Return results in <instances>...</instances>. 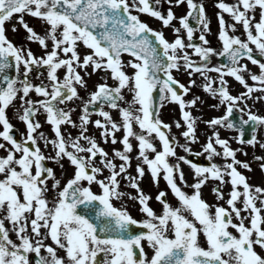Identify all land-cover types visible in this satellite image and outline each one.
Masks as SVG:
<instances>
[{"label": "snow or ice", "instance_id": "1", "mask_svg": "<svg viewBox=\"0 0 264 264\" xmlns=\"http://www.w3.org/2000/svg\"><path fill=\"white\" fill-rule=\"evenodd\" d=\"M164 2L170 5L165 12L158 7L161 0H0V149L5 150L0 156V264H30L29 253L35 254V264H264V187L248 183L237 165L249 171L251 165L236 155L237 151L247 153L232 148L229 139L222 138L219 132V128L235 129L237 143L252 147L259 143L264 149V142L258 141L256 135L257 129L264 127V115L251 111L252 105L248 104L249 100H264V95H252L255 90L264 93V62L254 55L255 50L264 57V0H235L231 4L218 0L219 50L211 47L206 38L211 31L210 21L202 3ZM182 3H186L187 11L177 17L171 5ZM133 9L160 20L163 27H171L173 40L166 39L162 30L151 28L133 14ZM222 13H227L232 22L226 23ZM25 14L47 25L43 34L29 26ZM14 15L26 30L27 40L42 47V55L37 56L24 45L17 46L7 37L5 22ZM190 18L197 21L195 28ZM174 19L179 26L172 24ZM237 25L242 27L244 39L235 34ZM15 30L13 24L12 31ZM197 30L199 44L194 42ZM81 44L90 51L79 52ZM123 53L134 59L122 61ZM213 55L227 62L212 65ZM244 58L258 66V73L241 63ZM33 66H46L47 83L32 82L29 74ZM125 66L134 71L125 72ZM13 67L15 75H10L8 70ZM89 67L91 73L100 70L107 75L83 99L77 86L87 85L77 69L90 75ZM60 68L65 69L62 78L57 74ZM174 70L185 71L189 77L198 74L203 78L204 91L219 100L213 107L225 106L223 115L204 121L213 131L196 155L206 154L207 166L177 155V146L191 153L189 144L198 140L196 119L185 109L200 98H182L196 81L190 79L189 86H185L175 78ZM212 72L217 75L212 77ZM244 72L256 83L250 85ZM109 75L115 81L113 85L106 82ZM226 76L234 78L246 91L231 94ZM124 89L131 93V99L125 100ZM157 90L161 106L168 100L179 105L185 124L181 132L184 143L172 135V125L160 118L159 107L153 101ZM31 92L42 98L32 99ZM74 99L82 101L78 124L72 119L74 109L67 106ZM9 108L26 126V135L21 139L13 135ZM112 109L118 110L119 120L113 119ZM234 110L241 113L238 123L230 119ZM41 112L52 137L37 131L42 126L35 117ZM93 112L103 119L90 120ZM90 123L100 129L104 143H117L115 133L122 129V149L113 148L110 157L96 138L87 134ZM63 125L79 131L73 136L67 128L62 129ZM248 125L251 136L245 138ZM175 126L181 127L180 122L175 121ZM133 140L135 174L128 171L132 167ZM38 141L44 147L51 145L52 153L45 155ZM98 155L97 161L94 158ZM169 157L176 159L170 162ZM214 157H221L223 164L215 163ZM117 158L121 163L114 162ZM65 159L72 167V175L61 187L54 169L45 162L52 161L64 170ZM181 163L189 165L192 184L187 183ZM144 165L157 187L162 175L178 206L169 203L164 190L154 197L162 206L161 212L158 214L149 205L153 197L139 183L145 175ZM259 167L264 170V163ZM121 179L127 182L125 187L136 190L135 195L121 190ZM209 179L219 181L211 189L217 200L224 199L223 185L230 184L227 208L210 205L202 198V186ZM93 183L99 186V194L92 191ZM185 186L193 189L191 194L183 190ZM125 196L138 203L144 218L137 220L123 203H112ZM136 226L139 231L133 230ZM49 239L52 244L45 243ZM145 246L152 252L150 257ZM256 246L262 252H257ZM58 250L64 255H58Z\"/></svg>", "mask_w": 264, "mask_h": 264}, {"label": "flooded vegetation", "instance_id": "2", "mask_svg": "<svg viewBox=\"0 0 264 264\" xmlns=\"http://www.w3.org/2000/svg\"><path fill=\"white\" fill-rule=\"evenodd\" d=\"M215 2L217 5L218 0H215ZM224 2L231 4V3H234L235 0H224ZM198 3H201V2L199 1ZM218 11H220V10L217 7L215 9L214 19H213V21H210V23H209V27H210L211 31L205 34L206 38L210 42V46L217 49V50H219L221 48V43L219 42V40L217 38L219 25H218L216 13ZM132 12L138 14L140 19L142 21L146 22L151 28H153L155 30H162L166 39H168L169 41L173 40L174 34L167 32V30H172L171 27H163L162 22L160 20L151 17L147 13H138L134 9L132 10ZM222 15H224L226 23L232 22L231 18L229 17V15L227 13H222ZM256 18L258 19V15ZM24 19L29 24V26L33 27L34 31H36L38 34L44 33L47 25L42 24V22L39 20V18L31 17L30 15L25 14ZM190 23L193 25L194 28L197 26V21L193 20L192 18H190ZM13 24L16 25L15 31H12V25ZM172 24H176V22H172ZM212 24L214 25L213 28H212ZM177 26H179V25H177ZM5 30H6L7 37L10 40H12L17 46L24 45V46L30 48L34 52V54H36L37 56L43 54L44 50L42 49V47L39 45L38 42H35V41L30 42L27 40L26 30L22 27V25L16 19L15 15L11 20L5 22ZM171 34H172V36H171ZM199 34H200L199 30L194 31V42L198 43V44L201 43L197 39ZM230 34H232V33L230 32ZM235 34L239 35L242 39L245 38L242 27L240 25H237V31L235 32ZM181 35L182 36L185 35L183 30L181 32ZM47 43L49 44V47H50V41H48ZM82 46H83L82 44L79 46V48H78L79 52L83 53L85 51H90V50L85 49ZM250 46L254 48V46H252V45H250ZM189 51L191 52L192 50L189 49ZM254 55H256L257 58L260 59L262 62H264V57H259L258 53H255V50H254ZM193 59L198 60V57L193 55ZM123 60L124 59H122V61ZM226 62L227 61L225 58H218L214 55L212 56V59H211L212 65H215L217 63H226ZM241 63L247 64L248 68L251 69L252 72L258 73V71H259L258 66L253 65L246 58L242 59ZM20 71H21V73L23 72V66L22 65H21ZM64 71H65L64 68L58 69L57 70L58 76L62 78ZM77 71H79L81 73V75L83 76L84 80L86 81V85H87L86 88L77 86L79 96L83 99H87L88 93L90 91L95 90V85L97 83L104 82L103 77L105 75H107V73L101 72L100 70H97L96 73H91L90 67L87 70L89 73H91L90 75H85L83 70H81V69H77ZM124 71H125V68H124ZM173 72H176V71L174 70ZM38 73H39V75H38ZM179 73H180V75L176 74V73H173V75L181 83L185 84V86H189L188 81L190 79H194L196 81V83L194 85L190 86V91L188 93L182 95V98L188 100V99H192L194 96H198L200 99L197 100L196 104L194 106H192L190 109H188V108L185 109V110L190 111L191 115L196 119L195 135L198 137V140L195 143L189 144L190 148L192 149L191 153H185L184 150L178 146L176 147V152H177V155H186V157L188 159H190L193 163L200 164L201 166H207V164L209 162L206 159V154L196 155V153L201 152V146L205 143L206 137L208 135H210L211 132L213 131V128L210 127L209 125H207L206 123H204V121L211 119L213 117L223 115L225 112V106L220 105L219 107H213V105H216L219 103V100H218V98H214L208 92L204 91V89L201 87V84L203 83V78L200 77L198 74L194 73L192 77H189L185 71L179 72ZM242 74L245 76L246 81L250 85L256 83V82H253L249 78L247 72H244ZM29 75H30V78H31L33 83H40L41 81H44L45 83H47L46 66H44V67L33 66L32 71L30 72ZM209 75H211L212 77H215L217 74L215 72H212V73H209ZM109 77H110V75H109ZM109 77H108L106 82L109 85H113L115 83V81L113 79H111V77H110V79L112 81H110ZM225 79L228 81V88H229V91L231 94L237 95L242 91H246L243 88V86L239 84V82L234 80V78H232L230 76H226ZM213 87H215V84L213 85ZM122 91H123V95H124L125 100H126L125 91L124 90H122ZM252 95L253 96H260V95H264V93H261L260 91L255 90ZM30 96L34 100L42 98L40 96H37L34 92H31ZM127 98H128V100L131 99V97H127ZM257 102H260L261 104L259 105L255 101H252V100H249L248 104L252 105L251 108H261V107L264 108V100H257ZM15 103L17 105H19L18 100ZM81 105H82V101L79 99H74L73 101L67 102V106L74 109V111L72 112L71 115H72V119L74 121H76L77 124L79 123L78 116L81 112ZM240 106L243 107V104H241ZM61 107H64V105H62ZM90 111H93V110L90 109ZM111 113H112L113 119L119 120L118 110L112 109ZM256 113L259 114L258 112H256ZM159 114H160V118L164 122L172 125V127H171L172 135H174L180 143H184L185 142L184 137L181 135V132L185 130V124H184V121L182 119V114H181L179 105L176 102H172L170 100L165 101L162 103V106L160 105ZM240 115H241V113H239V111L234 110V113L230 117V119H233L234 121H236L238 123L239 119H240ZM7 116L9 117L10 122L14 125V128L12 130L13 135L15 136V138L21 139L24 135H26L25 124L13 115V109L12 108L7 109ZM97 118L103 119L102 117H97L94 112H93V115L90 116V120H95ZM244 118L245 119L247 118L246 114L244 115ZM35 119L39 120L41 123V126H42L41 129H38L37 131L42 130L46 136L52 137L53 133L51 131V127L49 124L45 123V115L42 112L37 113ZM175 121H179L181 124V127H176ZM63 128H67V131L71 132L73 136H75L79 131L78 128H73L71 125H63L62 129ZM262 128L263 127H260L257 129L256 135H258L259 131H261ZM219 132H220V135L222 138H228L229 139L230 146L232 148L242 149L243 152L247 153V155H244V154H242L241 151H237L236 155H237V159H239L241 161H247L251 165V171L244 169L238 165H237V168L247 178L248 183L253 185L252 175H253V163L254 162H253L252 154L250 151L251 146L236 142L235 137L238 135V132L235 129L229 130V129H225V128H219ZM250 133H251V125L245 126V138H248ZM87 134L94 136L96 138L97 142L100 144V146L103 147L106 152H108L110 157L113 154L112 153L113 148L122 149V144L119 142L120 138L123 135L122 129L115 133V135L117 137V143H115V144H112L111 142L104 143L100 137V129L97 127H94L91 123L88 125ZM34 135H35V133H34ZM263 136H264V132H263ZM0 142H2V141H0ZM81 142L83 143V141H81ZM132 142L134 145L133 151L130 154L133 157V159L131 161L132 167L129 168L128 171L135 174L134 168H135V165L137 163V160L135 158L136 157V148H135L136 141L133 140ZM38 143L41 147V150L44 152L45 155H49L50 153H52V146L51 145H49L48 147H44V144L42 141H38ZM156 143H157V147L159 148L158 142H156ZM217 148L219 150V146H217ZM4 154H5V150L0 149V156H3ZM149 156L151 158V156H152L151 152H149ZM261 157H262V155H261ZM94 159L98 161L99 155ZM175 159H176L175 157H169L170 162L174 161ZM213 161L217 164H223V162H224L221 159V157H214ZM114 162L117 164L121 163V161L118 158L115 159ZM229 162H230V158H229ZM45 163L54 169L56 176L61 180V187L66 182V180L68 178H70V176L72 175V167L69 165V163L67 162L66 159L62 161V163L64 164V170L60 169V167L58 165H56L55 163H53L52 161H46ZM256 163H264V161L258 160ZM144 167L146 169L145 175L139 183H140L141 188L144 190V192L147 194H150L153 197L148 202L149 205L159 214L161 212L162 206L157 201H155L154 197L159 190H164L167 193V199H168L169 203L173 206H178L177 199L172 195L171 191L168 189L166 181L163 180L162 175L159 178V185L157 187L156 185H154L152 183L151 177L147 171V166L144 165ZM181 168L185 173V179H186L187 183L192 184L194 182V177L191 173L189 165L181 163ZM103 175H105V176L108 175V171L105 170ZM121 175H123V174H121ZM118 179H120V178L118 177ZM225 179L227 180L228 178L225 177ZM47 183L50 186L52 181L49 179L47 181ZM82 183L86 184L87 182L85 181ZM126 183H127L126 181L121 179V182H120L121 190L125 191L126 193H132L133 195H135L136 190L131 188V187H125ZM218 183H219V181H217L215 179H209L206 182V184L202 186V189H201L202 198L210 205L219 204V205L227 208L228 205L226 204L225 201L228 198V192L230 191L231 186H230V184L225 183L223 185V188H222V190L225 193V197H224V199L217 200L215 195L212 193L211 189L213 187L217 186ZM91 188H92V191L97 193V194H99L101 191L99 186L96 185L95 183H93L91 185ZM183 190L188 192L189 194H191V192L193 191L192 188L186 187V186L183 187ZM241 190H242V186H241ZM48 195L51 196V189L49 190ZM112 203L116 206H120L121 203H123L124 206L127 207L130 214L134 218H136L137 220L144 218V214L141 213L139 210L138 203L135 200L128 199L127 196H125L122 201L113 200ZM96 204H97V206H99L98 202H96ZM237 206L238 207L240 206L239 202H237ZM211 210L214 211V208ZM242 215H243V213H242ZM189 218L191 219V217H189ZM245 223L247 224L248 221L246 220ZM232 231H234V230H232ZM100 255H102V254H100ZM34 256H35L34 253H29L30 264H35ZM99 258H100V256L98 255V259Z\"/></svg>", "mask_w": 264, "mask_h": 264}, {"label": "rangeland", "instance_id": "3", "mask_svg": "<svg viewBox=\"0 0 264 264\" xmlns=\"http://www.w3.org/2000/svg\"><path fill=\"white\" fill-rule=\"evenodd\" d=\"M201 2L204 6V9H205V14H206V17L208 18L209 21H213L214 19V13H215V9L217 8L216 6V2L215 0H196V2ZM170 5L165 3L164 0H161V4L158 6L159 9L162 11V12H165L166 9L169 7ZM172 9H173V12L175 14V16L179 17L183 14L186 13V10H187V6H186V3H182L180 4L179 6H176V5H171ZM172 22H176V25H178V21L177 20H173ZM214 27V25L212 24V28ZM167 32H170L173 34L172 30H167ZM171 34V36H172ZM84 47V46H82ZM131 59H134L133 57L129 56V55H126L124 57V62H127ZM134 71L133 68H131L130 66H125V72L131 74L132 72ZM179 72H183V71H179ZM179 72H173V73H176V74H179ZM109 80L112 81L109 77ZM114 82V81H113ZM125 91V96H126V100H128L127 97H131V93H129L127 91V89H124ZM257 104H261L260 102H257L255 101ZM251 111H254V112H258L259 114L261 115H264V108H251ZM263 132H264V127L262 128L261 131H259L258 135H257V140L260 141V142H264V136H263ZM251 154H252V159H253V175H252V178H253V186H261V187H264V170H261V168L259 167V163H256L258 160H255L253 157L254 156H261L264 157V149H262L260 146H259V143H257V145L255 147H252L251 146ZM262 161H264V159H262ZM6 226L7 225V221L5 222ZM11 235V238L13 240L16 239V237L12 234ZM45 243L47 244H52L51 240H46ZM146 253L148 254V256L150 257L152 252L150 249L146 248ZM256 250L257 252H262V250L259 248V246L256 247ZM41 254L43 255L44 254V250L42 249L41 250ZM57 254L60 255V256H63L64 253L62 250H58L57 251ZM264 254V253H262Z\"/></svg>", "mask_w": 264, "mask_h": 264}, {"label": "water", "instance_id": "4", "mask_svg": "<svg viewBox=\"0 0 264 264\" xmlns=\"http://www.w3.org/2000/svg\"><path fill=\"white\" fill-rule=\"evenodd\" d=\"M8 72H9L10 75H15V68L14 67L13 68H10L8 70Z\"/></svg>", "mask_w": 264, "mask_h": 264}]
</instances>
